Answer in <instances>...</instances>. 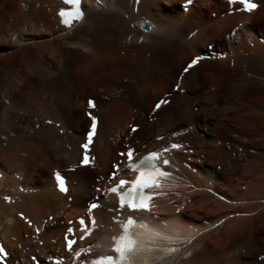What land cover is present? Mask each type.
Masks as SVG:
<instances>
[{"label":"bare ground","instance_id":"bare-ground-1","mask_svg":"<svg viewBox=\"0 0 264 264\" xmlns=\"http://www.w3.org/2000/svg\"><path fill=\"white\" fill-rule=\"evenodd\" d=\"M210 1L180 0L172 11L171 0H139L135 11L133 0H82L80 21L59 25L56 0H0L4 264H68L79 248L108 247L116 226L104 194L137 172L128 149L137 162L172 143L183 147L165 154L170 175L153 215H140L150 241L135 236L121 264H264V0L251 12L238 0ZM237 4L254 15L241 31ZM161 99L169 103L154 112ZM88 112L97 130L83 166ZM168 242L178 251L162 249Z\"/></svg>","mask_w":264,"mask_h":264},{"label":"snow or ice","instance_id":"snow-or-ice-1","mask_svg":"<svg viewBox=\"0 0 264 264\" xmlns=\"http://www.w3.org/2000/svg\"><path fill=\"white\" fill-rule=\"evenodd\" d=\"M81 0H65V3L71 4L73 6H78L80 4ZM232 2H235V0H232ZM240 2L244 6V10L251 12L254 9L258 7L256 3L253 2V0H240ZM59 15L61 17H71L73 13L61 10L59 12ZM80 12L77 10L75 12V16H79ZM70 21L68 18L63 20L64 24H68ZM200 57H195L191 59V61L187 64L186 67L183 69V73H188L190 69H192L195 65L198 64ZM175 90H180L179 84L176 85ZM169 103L167 99H161L159 100L153 109L155 112L156 110H159L162 105H165ZM87 106L89 109H92L95 107V103L93 100L89 99L87 102ZM87 115L90 118V128L87 131L86 135V141L81 145V148L84 149V154L82 159L80 160V164L83 166H87L90 164V157L88 155V149L89 146L93 142V137L96 134L97 130V118L95 115H93L91 112H88ZM49 124L52 123V121H48ZM137 128L133 126L131 128L132 132H135ZM159 139V138H158ZM183 147L180 144L172 143L169 147H165L162 149V151H151L147 155H144L139 158L137 162H133V149L129 148L126 155L128 159V167L135 169L138 172V175L134 181H126L124 179H120L119 183L115 187H111L108 189V191L112 193H116L118 188L124 186L127 183H131V187L127 190V192L122 193L119 198V204L120 208H124L125 205H127V208L131 211H138V210H149L150 209V201L153 199L154 193L147 191L150 189L158 188L160 186L159 184V178L165 177L170 175L169 172L165 170L164 167L159 165V162L162 160V165L167 166L170 163V160L168 158H164L165 154L168 153L170 150L173 149H180ZM121 156L125 155L124 153L120 154ZM116 166L114 165V168ZM110 178H115V172H113L112 176ZM55 181L56 186L58 190L61 193H67L68 189L66 187L65 178L59 173H55ZM5 200L9 199L7 196L4 197ZM71 199V198H69ZM99 205L96 202L89 203L88 205V212L91 213L94 209L98 208ZM180 209H177V212H179ZM51 219V217H49ZM31 222H29L30 224ZM71 223V222H70ZM79 223L81 225V228H84L85 221L83 218L79 220ZM93 224H95V221L93 220ZM134 224V220L132 216H128L126 223L122 225L123 233L119 236L113 237V248L112 251L116 253V256L113 255H106V256H98L95 259H92L90 261L81 260L80 264H121V262L125 261L127 259V253H129L133 249V245L135 244V241L131 238L129 234L130 226ZM37 232L40 231L39 228L36 229ZM73 229L69 227L67 229V233H72ZM85 235H88L86 232ZM85 237H81V239H84ZM65 242H66V248L68 251L72 250V245L75 243L74 240L68 239L67 234L65 235ZM90 249H84L81 248L79 251L75 253L76 257H80L82 253H88ZM178 249L176 248H169L168 252H176ZM7 252L5 250V247L3 245H0V264H4V261L7 257ZM36 258L33 257V260ZM52 258L49 257V260ZM54 264H59L58 261L54 262Z\"/></svg>","mask_w":264,"mask_h":264},{"label":"rangeland","instance_id":"rangeland-1","mask_svg":"<svg viewBox=\"0 0 264 264\" xmlns=\"http://www.w3.org/2000/svg\"><path fill=\"white\" fill-rule=\"evenodd\" d=\"M180 0H171V2H172V4H174V6L172 7V11H176V9H178V2H179ZM210 1V0H209ZM211 1H217V0H211ZM210 1V2H211ZM239 3H241L240 1H238ZM206 3H208V2H206ZM218 3L220 4V2H219V0H218ZM222 3H224L223 1H222ZM220 5H227V4H220ZM241 5H242V3H241ZM205 9H208V8H205ZM227 11H230V10H227ZM227 13H229V12H227ZM235 14L238 16V17H240V18H243L242 19V21H240L239 22V27H238V29L241 31L242 29H244V27H245V25L250 21V19H252V17L254 16V15H252V14H246L244 11H243V9L241 8V6L240 5H238L237 4V8H236V12H235ZM261 14V13H260ZM260 14H258L259 16L258 17H260L261 15ZM217 15H214V16H211V19H210V21H214V19H216L217 17H216ZM215 22V21H214ZM234 30H237V25H236V27H234ZM259 30V29H258ZM257 30V32H259ZM187 60V59H186ZM214 60V59H213ZM184 61L185 60H183L182 61V64L184 63ZM194 111H196V108H194ZM134 126V125H133ZM132 128V127H131ZM131 128H130V131H131ZM132 132V131H131ZM260 133H258V134H256V137H258L257 135H259ZM143 146V145H142ZM141 146V147H142Z\"/></svg>","mask_w":264,"mask_h":264}]
</instances>
